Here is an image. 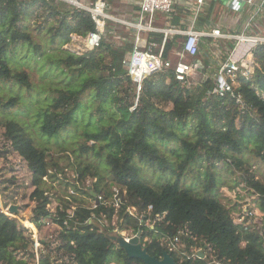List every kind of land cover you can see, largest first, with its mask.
I'll return each mask as SVG.
<instances>
[{"label":"trees","instance_id":"obj_1","mask_svg":"<svg viewBox=\"0 0 264 264\" xmlns=\"http://www.w3.org/2000/svg\"><path fill=\"white\" fill-rule=\"evenodd\" d=\"M26 18L38 22L37 36L28 28H20L19 23ZM108 24L105 23L107 32ZM94 30L87 11L63 2L0 0V82L32 90L28 72L14 70L6 56L12 57L17 48L27 45L41 58L43 43L54 53L52 63L63 74L72 76L70 88L47 90L50 103L39 114L38 128L47 143L74 125L85 98L92 96L98 103L111 99L116 115L113 122L95 133L84 132L78 153L94 151V146L99 145L96 155L105 157L108 187L118 190L119 200L118 208L107 203L95 205L96 197L109 198L111 193L93 184L91 189L67 194L52 217L50 205L55 193L44 181L48 167L42 149L20 123L1 121L8 152L21 159L29 177V183L24 185L28 190L26 199L34 203L29 223L38 232L44 231V237L39 239L42 248L34 252L31 234L16 218L22 213L19 207L14 205L17 212L10 215L0 210V264H30L36 256L37 264H144L129 257L118 238L111 239L116 237L111 233L114 223L120 232H140V243L157 259L165 251L160 240L181 230L185 233L181 241L186 251L197 249L203 254V258L185 259L182 264H264V233L257 225L244 227L234 222L235 208L221 202L224 185L219 177L224 171L233 180L230 190L242 184L251 196L256 195L255 204L263 214L264 225V182L256 177L253 165L246 159L249 155L264 165V46L254 51L257 68L253 81H239L235 90L247 107L244 113L229 95H209L210 79L186 89L175 81L171 71L144 79L136 107L131 110L136 99L135 85L123 64L133 48L134 36L130 32L121 34L119 44L103 37L94 51L76 54L63 49L72 36L85 37ZM162 38V34L148 33L145 39L157 45L152 49L156 53ZM181 51L180 37L175 36L166 41L162 58L176 60ZM208 53L209 47L202 51L203 56ZM199 58L198 53L191 58V64L199 65ZM197 72H201L200 67ZM19 107L14 97L0 99L2 114ZM45 148L52 150L50 146ZM145 170L157 180L150 182ZM0 185L4 186L0 190L2 205L7 207L5 192L15 182L7 179ZM16 197L12 193L9 200ZM129 209L134 210V216ZM155 215L161 219L155 221ZM46 219L61 230L49 231L44 225ZM146 221L152 227L146 226ZM50 234L57 245L47 237ZM171 256L178 263V255Z\"/></svg>","mask_w":264,"mask_h":264},{"label":"rangeland","instance_id":"obj_2","mask_svg":"<svg viewBox=\"0 0 264 264\" xmlns=\"http://www.w3.org/2000/svg\"><path fill=\"white\" fill-rule=\"evenodd\" d=\"M79 1L82 2V0ZM93 1L94 0H83V4L89 5ZM217 5L220 7L221 11L225 10V5L222 2H217ZM245 10L247 11V7H245ZM230 13L235 14L237 12L231 10ZM37 25L38 22L34 18H26L23 23H19L20 28H28L35 36H37ZM39 36L42 37L41 35H38V37ZM72 37L77 38L72 39ZM72 37L71 41L65 45L63 49L76 54L86 52L83 51L84 37ZM105 39L113 42V40L111 41L108 37ZM202 42L204 43L202 45L203 49H200L201 52L209 47V50L215 53L220 51L219 56L224 54L225 51L223 48L227 49L226 47H230L227 45H232L230 42H226L222 43L223 45L220 43L217 47H210L209 45L206 46L207 43L204 39ZM43 50L44 58H40L32 53L29 46L23 45L15 50L12 57L6 56L8 63L14 70L28 72L33 88L28 92L15 85L0 82V99L5 101L14 97L20 103V107L10 114H2L0 112V123L6 119L15 120L23 126L24 130L30 134L31 137L37 140L38 146L44 153V159L48 167L44 181L52 188L51 192L55 193L53 196V204L50 205V209L55 210L57 205H63V199H65L67 194L71 192L76 194L75 192L77 189H91V186L96 184L97 188L105 190L107 193L112 190L108 187L109 179L107 178V173L109 166L105 157H98L96 155L99 145L94 146V151H88L85 154H79L78 149L80 145L84 143L82 136L84 132L95 133L100 127L109 126L116 115L113 111L111 99L103 103H98L92 96L85 98L75 118L74 125L62 136L57 139H51L47 143L48 140L42 137L38 132V128L41 124L39 114L44 111L50 103L47 90L50 88H70L72 76L69 77L63 74L59 68L52 63L54 53L48 50L44 43ZM169 60L175 62V58H169ZM184 62L186 63V61ZM198 66L200 67V65ZM195 77V80L197 78L199 79L198 75ZM89 145H91V143H89ZM46 146H50L52 150L46 149ZM9 150L7 145H5L3 132L0 128V182L2 183V181L7 179H12V181L15 182V185L5 192V202L9 203L7 207L2 205L4 197L0 196V210L6 215H10L7 210L10 205H17L19 207L22 213H19L16 218L31 234V238L34 241L32 249L36 252L41 249L42 246L39 245V247H37L35 239L37 238L39 241L40 238L44 237V231L38 232L36 229L29 228L25 225V222L29 223L31 209L34 206L33 202L26 199L28 196L26 192L28 190L24 188V185L29 183V177L26 174L25 164L17 155L8 152ZM246 159L253 165L252 169L256 177L264 182V165L249 155L246 156ZM145 174L150 182H154L155 179L157 180V177L152 175L148 170H145ZM219 177L221 183L224 185L220 190L221 202L226 205L227 208H235V213H233L232 216L234 221L239 224L242 211L247 206L253 210L257 209L255 204L256 198L251 196V194L243 188L242 184L230 190L229 185L233 180L230 175L226 174L224 171L219 173ZM3 187V185H0V190ZM12 193L17 194V197L13 201L9 200ZM256 212L259 213V216L255 217V221H261L263 214L259 211ZM151 224L152 223L149 221L145 222L146 226L152 227ZM257 227L260 229V233H264V225L259 224ZM111 233L119 239L122 238L124 232L114 233L112 231ZM124 235L130 236L134 234L131 231H126ZM29 262L30 264H37V256L34 261L30 260ZM58 263H60V261Z\"/></svg>","mask_w":264,"mask_h":264},{"label":"built area","instance_id":"obj_3","mask_svg":"<svg viewBox=\"0 0 264 264\" xmlns=\"http://www.w3.org/2000/svg\"><path fill=\"white\" fill-rule=\"evenodd\" d=\"M46 2L54 1L55 3L63 2L69 4L76 9L87 11L91 20L95 24V30L88 33L84 37L83 51H94L99 48L102 38L105 35V23L107 20H115L106 13L107 5L105 0H94L89 5L83 4L79 0H45ZM219 1V0H215ZM205 0H195L197 10L203 6ZM174 0H139L138 2V14L135 22L128 23L122 22L128 27H132L135 30L136 38L133 44L131 52L123 60V64L128 69V75L131 81L135 85L136 99L134 102L133 110L136 107L137 97L141 91L142 82L147 77L157 74L165 73L171 71L175 81H177L181 87L190 88L191 85L199 84L200 82L195 80V75L198 73L199 66L197 64H188L183 61L185 57H195L199 51L201 42L203 39L207 38L214 41H224L230 42L232 47L227 48L222 54V62H219L218 69L214 74L212 80V87L208 91V94L216 97H225L229 95L234 99L235 105L239 108L241 113L247 110V107L243 103V97L240 93L235 92L239 81L252 82L257 64L254 59V51L258 46H264V37L253 36L245 34V30L249 27L252 19L257 16L264 8V0H232L231 10L235 12H241L245 7L251 11L250 17H248V22L246 23L244 30L239 34H225L219 29L212 30L210 32L198 31L191 26L187 30L180 29H163L158 30L152 26L153 18L157 13L170 14L172 12ZM142 33H159L163 35L162 42L158 47V52H153V48H156L155 43L142 44L140 40V34ZM175 36L183 37L184 41L182 44V51L178 55V60L171 62L169 59H163V50L167 40L172 39ZM79 37V36H78ZM77 37H72L75 39ZM71 192L70 194H73ZM111 196L109 198L96 197L95 200L99 201V204H112L114 207L118 208V190L113 187L111 191ZM256 198V195H254ZM96 205V203H95ZM150 209V208H149ZM257 210L250 209L247 206L241 214L239 224L248 227L249 225H262L261 221H255V217L259 216ZM52 217L55 216L54 210L51 209ZM129 214L134 216V210L129 209ZM155 221L160 220L159 215H155ZM235 222V221H234ZM236 223V222H235ZM46 228L50 230L56 229L61 230V227L56 225L51 219H46L44 222ZM64 227L66 223L64 222ZM152 226V225H151ZM33 229L35 227L33 226ZM112 231L114 233H120L117 225L114 223L112 225ZM125 233V232H124ZM122 235V238L128 242L134 235ZM185 233L178 230L172 237H164L161 241V246L165 248V252L169 255L175 253L178 255L179 260L177 264H182L185 259L192 260L195 258H203V254L200 250L193 249L190 253L186 251V246L183 241H181L182 236ZM52 240L51 234L47 236ZM53 245H57L55 240ZM146 241V240H145ZM35 244L39 247L40 243L38 239H35ZM145 248L144 244H141ZM214 264H221L215 262Z\"/></svg>","mask_w":264,"mask_h":264},{"label":"crops","instance_id":"obj_4","mask_svg":"<svg viewBox=\"0 0 264 264\" xmlns=\"http://www.w3.org/2000/svg\"><path fill=\"white\" fill-rule=\"evenodd\" d=\"M138 2L139 0H105L107 5V13L110 17L115 19L106 21V23H109V27L108 32L105 30V38L108 37L111 41L113 40V42L119 44L121 43V34L130 32V34L134 36L135 42L136 34L134 28L128 27L119 21L128 23L135 22L138 14ZM217 2L221 3L222 0H205L203 6L197 10L195 0H174L172 12L170 14L157 13L153 18L152 26L158 30H187L193 26L195 30L204 32H210L212 30L219 29L222 33L230 35L241 33L244 30V27L248 22V17H250L251 11H253V9L249 10L247 8L246 11L244 8L241 12L232 14L230 13L231 9H229V7H224L225 10L221 11L220 7L217 5ZM245 34L264 37V8L261 13L252 19L249 27L245 30ZM147 35L148 33L140 34V40L142 44L146 42L145 38ZM180 40L183 44L184 38L180 37ZM209 40L207 39L206 41H208V45L210 47H217L220 43H226L221 40ZM227 46L232 47V45ZM223 50L225 51L226 49L223 48ZM219 53L220 51L215 53L209 50L208 56H203L201 50L199 51V65L201 72L196 74L199 77V79H196L197 81L200 82L206 79H210L211 81L213 80L214 74L219 67L218 63L222 62V56H219ZM177 60L178 56L175 61ZM183 61L191 64L190 57H185Z\"/></svg>","mask_w":264,"mask_h":264},{"label":"water","instance_id":"obj_5","mask_svg":"<svg viewBox=\"0 0 264 264\" xmlns=\"http://www.w3.org/2000/svg\"><path fill=\"white\" fill-rule=\"evenodd\" d=\"M232 0H222V3L225 7L231 8ZM93 197L95 195L92 193ZM96 205H99V201L95 200ZM10 214H14L17 212V207L14 205H10L7 208ZM141 233L137 232L133 238H131L128 242H126L123 238H119L120 246L125 250V253L134 259L141 260L144 264H177L171 255L167 252L163 251L161 259H157L151 257L148 253L146 248L142 247L140 243ZM113 241H117V237H111Z\"/></svg>","mask_w":264,"mask_h":264},{"label":"bare ground","instance_id":"obj_6","mask_svg":"<svg viewBox=\"0 0 264 264\" xmlns=\"http://www.w3.org/2000/svg\"><path fill=\"white\" fill-rule=\"evenodd\" d=\"M25 225H26L27 227H29V228H33V225L30 224V223H28V222H25Z\"/></svg>","mask_w":264,"mask_h":264}]
</instances>
